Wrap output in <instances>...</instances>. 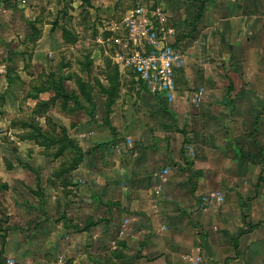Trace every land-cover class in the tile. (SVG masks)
<instances>
[{
    "label": "rangeland",
    "instance_id": "1",
    "mask_svg": "<svg viewBox=\"0 0 264 264\" xmlns=\"http://www.w3.org/2000/svg\"><path fill=\"white\" fill-rule=\"evenodd\" d=\"M0 2L3 5L0 6V38L10 39L6 48L26 49L27 54L22 57L0 54V69L5 79H9L0 85V264H82L83 260L88 264H111L112 257H122L125 250L132 252L130 243L135 246L137 238L142 236L137 233L138 225L132 227L133 215L140 217L142 227L145 218L153 217L159 224L164 212L176 209L178 203L173 202L172 192L167 189L176 165H179L180 180L179 175L193 165H207L204 179L208 182L193 212L232 206L230 190L245 202V194H253L264 183V169H261L264 93L247 94L243 87L238 88L236 83L244 84L239 66L231 75L228 70L218 74L213 65L195 69L199 60L191 58V74L186 84H180L179 92L171 98L165 94L150 95L154 103H145L151 106L150 113L144 115L142 103L139 123L130 125V131H124L126 135L107 120L108 94L102 90L98 78L102 74L101 63L110 73L115 71L117 63L103 54L100 61L88 56L93 49L101 52L103 46L107 49V43L116 54L127 52L124 48L121 52V45L115 40L105 39L108 33L112 34L109 28L114 24L117 26L114 32L118 30L123 37L128 36L125 19L131 15L134 1L123 0L116 5L117 0H105L106 3H95L98 7L89 10L80 0H54L59 8L60 26L51 28L47 27L51 12L45 11V34L55 27L61 32V44L66 48L64 52H68L64 53V59L67 64L71 62L73 74L78 76L82 65L69 55L72 51L77 53L71 40L80 41L78 49L86 64L90 61L86 65L87 78L84 75L88 79L89 102L79 90V79L67 83L66 76L70 74L65 75L64 67L60 70L53 64L54 58H50L49 52H34L42 37L43 28L39 27L42 21L25 22L23 11L27 6L35 9L37 4L26 0ZM149 2L146 5L140 2V5L149 9L161 7L166 12L155 0ZM201 11L199 8L196 15L186 19V24L174 23L180 37L178 42L189 34V44L181 45L186 55L199 53L200 56L205 52L206 43L192 42L188 32L196 29L194 23ZM97 37L105 44L97 43ZM210 60L207 61H215ZM40 62L51 66L53 73L50 74L74 89L67 86L64 95L56 96L47 74L34 75ZM21 69L33 75L29 83L17 73ZM114 82L118 93V77ZM107 83L104 89L110 87L111 83ZM199 90L202 95L195 101L194 95ZM143 93L149 95L146 91ZM186 95L187 108L177 110L170 105L173 99ZM102 97H105L104 106ZM55 110L71 116L69 129L50 115ZM83 111L92 132L70 137L69 131L82 122ZM10 116L12 119L8 121L6 118ZM101 118H104L102 123ZM170 149L177 151L178 162L169 159ZM162 151L165 154L158 155ZM187 173H192L191 182L195 180V172ZM192 190L196 191L194 187ZM35 204L43 206L42 210ZM164 224L159 226L161 231L166 230ZM189 258L185 256L184 260Z\"/></svg>",
    "mask_w": 264,
    "mask_h": 264
},
{
    "label": "crops",
    "instance_id": "2",
    "mask_svg": "<svg viewBox=\"0 0 264 264\" xmlns=\"http://www.w3.org/2000/svg\"><path fill=\"white\" fill-rule=\"evenodd\" d=\"M26 1L31 2L33 5L37 4V7L35 9H33L34 7L30 9L28 6L25 8L23 11L25 22L42 21L39 24V27L43 28L42 37L37 41L38 45L34 52L44 54L49 52L48 55H50V58H54L53 64L60 70L64 67L63 71H66L65 75L70 74V76H66L67 83L71 80L75 82L77 79L87 83L88 79H84V75L87 78L88 71L86 65L90 61H87L86 64L82 57L83 54L78 49V45L80 44L79 40L72 44V48L77 49L75 50L77 53L74 54L73 51L69 52L70 57L72 56L74 61H78V65H82L81 69H79L78 76L73 74L74 70L70 67L71 62L70 64L65 62L64 51L66 48L61 44V32L59 31L60 33H58L56 29V27L60 26L59 19L57 18L59 8L54 3V0ZM133 1V8H135L136 4L140 5V2L145 3L144 5L149 2V0ZM203 1L205 0H155L157 4L160 3L162 8L166 10L167 13L164 12L163 14L169 26H172L174 29V23L186 24V19L188 20L194 13L196 15L199 8L202 9L199 20L194 23V25L196 24V29L193 31L189 30L188 32L193 37L192 42L196 44L206 43L204 44L205 52L201 53L200 56L199 53L192 56L190 53L186 55L183 52L187 63L184 69L178 72L176 77V91L169 97L171 98L179 92L180 84H186L187 78L191 74V68L189 67V64L192 62L191 58L199 60L197 63L195 62V69H198V67L205 69L213 65L218 74H222L228 70V74L231 75L235 68L239 66L241 68L240 75L243 76L244 84L236 83L238 88L243 87V90L247 94L249 92L253 95H257L258 92L264 93V0H211L207 4L206 2L203 3L205 5L202 4ZM98 2H100L99 5L106 3L105 0H80V4L83 3L84 6H88L86 8H89V10L97 8L98 6L95 3ZM122 2L123 0H117L115 4L118 5ZM0 6H3L1 2ZM21 7L23 8V6ZM156 8L161 9V7L157 6L151 7V9ZM45 11L48 13L49 11L51 12L49 14L51 19L47 27L51 28V26H56L55 30L52 32L48 31L47 35L45 34L46 30H44L46 23L43 22ZM3 25L6 27V23ZM116 27L115 24L110 26L109 31L112 34L108 33L106 36L108 38L105 40L107 42L115 40L121 45L120 48L122 51L118 49L124 52L122 48L127 44V36L123 37L118 30L114 32V29H117ZM185 36L188 38L186 39ZM185 36L182 42H178L180 37L176 34L174 42V45L182 51L183 48L181 45L189 44L190 40L189 34L186 33ZM20 39H23L22 35H20ZM96 41L99 44H105V41L98 39V37ZM9 42L10 39L0 38V54L4 57H13L14 55L15 57L27 56L26 49L6 48V44ZM107 45L108 50L104 46L102 52L101 50L93 49L89 52L88 57L93 61H100L103 54L117 63L115 71L120 82L119 92L117 93L114 104L110 107L107 120L109 123H112L111 126L113 128L127 135L125 132L130 131V125L134 127L135 124L139 123L140 105L144 103L142 112L146 116V114L150 113L148 111L151 109V106L147 105L154 102L150 100L152 99L150 97L152 94L147 93L144 87L141 89L137 87L135 71L125 66L124 62L120 60V57L123 55L116 54V50L114 51L112 49L111 51L112 47L108 43ZM65 54H68V52ZM210 59L215 61L210 63ZM30 63L33 64L34 60H31ZM49 64L52 65L50 62ZM101 66L102 74L98 78L100 86L104 90L106 88L105 86H108V76L112 73L105 70L102 63ZM218 67L221 69H217ZM51 69V66H43L41 63V65L37 66V71L34 75L42 72L48 75L53 73ZM2 73L3 70L0 69V85L3 83L6 84V79ZM17 73L22 79H27V82L34 78L33 75L28 74L27 71H23L22 69L18 70ZM63 85L65 89H67V86L70 89H74L68 84L65 85L63 83ZM145 91L149 95H145L143 93ZM138 93H142L143 95H139ZM186 97L187 95L173 99L170 105L174 106L177 110H183L189 104V101H185ZM104 102L105 97H102V106H104ZM147 102L149 103L145 105ZM82 105L86 106V104ZM52 114L63 127L69 129L71 116L63 115L56 110L51 112L50 115ZM82 116H84L82 122L75 129L69 131L70 137L77 138L82 132H92V127L88 125L89 119L87 120L85 111L82 112ZM6 119L10 121L12 116ZM103 119L101 118L99 122L102 123ZM82 126L84 128L80 130ZM97 135H100V133ZM159 153L157 154H165L164 151ZM168 154L171 161H179L177 151L170 149ZM165 157L167 158V156ZM259 166L256 168L259 169ZM192 167L188 168L184 174L179 175L181 180L177 173V171H180L179 165L172 168L174 170L167 189L172 192L170 197L173 199V202L178 203L177 205L179 206L175 205L176 209H172L171 211L168 209V212H164L162 215L160 214L161 223H165L166 230L161 231V227H159L161 223L157 224L153 217L149 219L144 217L146 222L140 227V217L135 218V215H133L132 227L138 225L137 229L140 228V230L137 233L142 236L139 240L137 238L135 246L130 243L132 252L125 250L122 253V257H112L111 264H264V183H261L257 191L253 194L246 193V196H244L245 202H241L239 200L241 196L235 195L230 190L233 193L231 197L233 200L232 206H227L226 208L216 206L214 208L211 207L206 212H193V208L197 204L200 195L205 192L206 182L208 181L204 179V174L208 168L204 164H195ZM205 167L206 170H204ZM2 169L4 170V167ZM261 169H264L263 163L261 164ZM187 171L195 172L196 175H194L197 179H192L191 182L190 175L192 173H187ZM192 185L196 189L194 193ZM178 186H181L179 190L182 188V191H184L179 192ZM45 194L47 198L48 195L47 193ZM42 198L40 195V201L43 203ZM40 204L39 206L37 204L34 206L42 210L43 206ZM106 215L108 218L109 213ZM185 256H190V258L184 260ZM82 264H88L87 260H83Z\"/></svg>",
    "mask_w": 264,
    "mask_h": 264
},
{
    "label": "built area",
    "instance_id": "3",
    "mask_svg": "<svg viewBox=\"0 0 264 264\" xmlns=\"http://www.w3.org/2000/svg\"><path fill=\"white\" fill-rule=\"evenodd\" d=\"M125 25L127 52L120 60L135 71L137 87H144L152 95L171 96L176 91L177 74L186 64L182 50L174 45L176 30L167 25L160 8L141 5L133 9ZM201 95L199 90L194 100L198 101Z\"/></svg>",
    "mask_w": 264,
    "mask_h": 264
},
{
    "label": "trees",
    "instance_id": "4",
    "mask_svg": "<svg viewBox=\"0 0 264 264\" xmlns=\"http://www.w3.org/2000/svg\"><path fill=\"white\" fill-rule=\"evenodd\" d=\"M83 1H86V0H83ZM63 33H65V31H63ZM69 36H72L71 33H69ZM76 40H71L72 43H75ZM47 77H49V80H50V85L52 86V88L55 90L56 92V96L59 95V96H62L66 93L65 91V87L63 85V80L61 78H56V76L54 74H48ZM117 77V74H116V71L113 72L109 78H108V81L111 83L110 87L107 88V89H104L103 91L108 94V102H107V105L109 107H111L114 102H115V99L117 97V87L114 85V81H115V78ZM6 79L9 81L8 77H6ZM78 87H79V90L81 91V94H83L85 96V100L89 102L90 98L87 97V89H88V85L86 82H83V81H78ZM39 91L41 89H38ZM54 96V98L56 97ZM72 97H75V96H72ZM53 98V99H54ZM46 104V103H45ZM65 139L70 142V143H73L72 140L68 139L65 137ZM3 187H6L3 185Z\"/></svg>",
    "mask_w": 264,
    "mask_h": 264
}]
</instances>
